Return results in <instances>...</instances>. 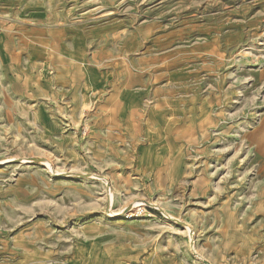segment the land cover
<instances>
[{
	"label": "rangeland",
	"instance_id": "374dc122",
	"mask_svg": "<svg viewBox=\"0 0 264 264\" xmlns=\"http://www.w3.org/2000/svg\"><path fill=\"white\" fill-rule=\"evenodd\" d=\"M18 181L0 264H264V0H0V185Z\"/></svg>",
	"mask_w": 264,
	"mask_h": 264
},
{
	"label": "crops",
	"instance_id": "0c3cea01",
	"mask_svg": "<svg viewBox=\"0 0 264 264\" xmlns=\"http://www.w3.org/2000/svg\"><path fill=\"white\" fill-rule=\"evenodd\" d=\"M78 60L82 61L83 52L78 50ZM117 80V78H116ZM133 102V101H132ZM136 105L124 103L123 99H121L118 95V91H115L107 100L103 109L105 112H108L109 117L108 120L113 123L114 126L119 127V122L116 121L117 117L122 120L123 126L128 130L134 127L133 125V109ZM43 118V117H42ZM42 126L44 128L56 129V125L52 123V121L46 119L45 117L42 120ZM163 120L159 114V112L154 109L150 110L147 114V118L145 120L144 125V136L147 140V144L145 146H141L138 150V162L145 166L147 170L152 172L155 167L160 162L159 148L169 149L168 146L162 145L163 139ZM134 129V128H133ZM154 132H156L154 134ZM27 181V180H25ZM13 189L5 190L4 187L0 185V215L2 212L3 200H1L6 194H12L16 199H20L21 195H23L26 191H28L29 183L24 181H18L14 183Z\"/></svg>",
	"mask_w": 264,
	"mask_h": 264
},
{
	"label": "water",
	"instance_id": "95a60500",
	"mask_svg": "<svg viewBox=\"0 0 264 264\" xmlns=\"http://www.w3.org/2000/svg\"><path fill=\"white\" fill-rule=\"evenodd\" d=\"M190 243H191V245H193V242L192 241H190Z\"/></svg>",
	"mask_w": 264,
	"mask_h": 264
}]
</instances>
